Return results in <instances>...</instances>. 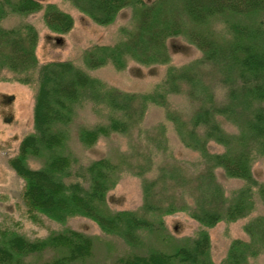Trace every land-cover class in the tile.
<instances>
[{"label":"trees","instance_id":"trees-1","mask_svg":"<svg viewBox=\"0 0 264 264\" xmlns=\"http://www.w3.org/2000/svg\"><path fill=\"white\" fill-rule=\"evenodd\" d=\"M77 5L103 22H110L119 8L115 0H78ZM125 7L131 8L132 25L121 28L116 44L86 50L87 69L111 63L121 70L131 60L167 64V42L179 36L202 56L183 67L170 66L163 82L146 94L109 87L72 61L42 65L34 131L9 160L24 180L27 213L35 221L43 216L60 223L75 216L93 220L104 234L129 247L115 264H251V258L264 252V215L245 225L249 240H233L219 263L211 255L208 229L250 215L256 208L255 191L264 203V182L253 174L255 160L264 157V0H134ZM40 10L51 31L71 30L69 14L40 0H0V21ZM36 41L30 26L12 34L1 30L0 69H36ZM218 90L224 92L222 97ZM181 92L194 105L191 116L175 111L168 116L183 144L200 153L202 170L187 178L179 167H163L158 177L144 180L139 210H112L107 197L122 168L109 158L80 162L70 147L78 109L90 103L106 113L98 124L78 129L79 141L92 147L113 133H128L149 104L166 106L169 95ZM211 143L222 151H213ZM30 159L40 160L41 166H30ZM217 169L244 185L228 196ZM181 211L201 225L195 236L178 239L167 231L165 216ZM144 232L155 235L158 243L147 247ZM96 248L94 237L71 228L32 240L14 228L0 227V264H92Z\"/></svg>","mask_w":264,"mask_h":264},{"label":"rangeland","instance_id":"rangeland-1","mask_svg":"<svg viewBox=\"0 0 264 264\" xmlns=\"http://www.w3.org/2000/svg\"><path fill=\"white\" fill-rule=\"evenodd\" d=\"M43 6L54 5L69 14L73 26L66 34L51 31L44 22V10L26 15L11 14L0 21V31L9 34L33 27L37 33L35 54L37 67L31 70L0 69V227H11L35 240L53 231L71 228L90 235L96 240V253L92 264H115L117 256L129 249L118 239L104 234L93 220L75 216L60 223L45 216L32 220L22 199L24 180L10 166V158L17 155L23 138L34 131V105L38 85L39 69L52 61H72L107 86L124 92L146 94L153 92L165 79L170 66L183 67L201 58L202 53L183 36L168 40L171 55L167 64L144 65L129 61L124 69L107 64L97 69H87L83 63L86 50L96 44L113 45L121 40V28L132 25L131 8L125 5L134 0H115L119 7L110 22L94 20L77 5L78 0H40ZM151 1V0H146ZM219 97L224 92L218 90ZM167 105L149 104L141 122L128 133H113L101 138L94 146L86 147L78 139V129L92 127L104 120V112L92 104L79 108L70 127V147L82 164L100 158H109L122 168L117 185L108 193V204L112 210H139L143 205V182L158 177L166 166L179 167L183 176L195 177L203 168L199 152L186 147L181 141L174 122L168 112L175 111L183 117L191 116L194 105L185 92L168 96ZM228 128V125H227ZM213 151L222 147L210 144ZM37 168L41 161L29 160ZM217 179L230 196L244 185V181L229 178L222 169H217ZM253 174L259 183L264 182V157L253 164ZM189 193V192H188ZM188 198V194H186ZM256 208L247 217L233 222L222 221L208 229L211 238V255L216 263L223 261L231 242L235 239L249 240L245 225L258 215H264V203L255 191ZM167 231L181 239L195 236L201 228L199 222L187 212H176L164 218ZM147 247L158 243V238L143 233ZM145 251V250H144ZM251 264H264V252L250 259Z\"/></svg>","mask_w":264,"mask_h":264}]
</instances>
